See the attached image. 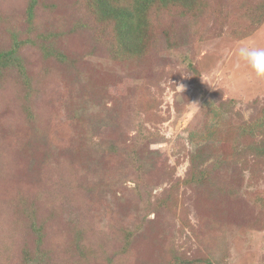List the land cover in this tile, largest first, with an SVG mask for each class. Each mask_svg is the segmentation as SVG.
<instances>
[{
  "label": "rangeland",
  "instance_id": "374dc122",
  "mask_svg": "<svg viewBox=\"0 0 264 264\" xmlns=\"http://www.w3.org/2000/svg\"><path fill=\"white\" fill-rule=\"evenodd\" d=\"M213 1L119 58L85 0H0V264H264V22Z\"/></svg>",
  "mask_w": 264,
  "mask_h": 264
},
{
  "label": "trees",
  "instance_id": "16d2710c",
  "mask_svg": "<svg viewBox=\"0 0 264 264\" xmlns=\"http://www.w3.org/2000/svg\"><path fill=\"white\" fill-rule=\"evenodd\" d=\"M234 2L243 5V18L247 20L244 23L245 27L237 29L234 33L244 37L250 34L255 26L264 22V0H234ZM85 5L96 21L112 22L114 42L111 53L112 57L118 55L119 58L123 56L126 58L132 53L141 55L152 35L156 39L158 29H155L153 20L154 15L159 14L162 8L173 5L180 16L198 20L206 10L211 12L218 6L213 0H85ZM29 12L30 15L34 13L32 3L29 5ZM19 45V40L15 39L11 48L0 51V78L5 69L13 66H17L22 76H25V68L18 54ZM58 57L64 59L62 52H59ZM260 152H264L263 148Z\"/></svg>",
  "mask_w": 264,
  "mask_h": 264
},
{
  "label": "clouds",
  "instance_id": "9594fccd",
  "mask_svg": "<svg viewBox=\"0 0 264 264\" xmlns=\"http://www.w3.org/2000/svg\"><path fill=\"white\" fill-rule=\"evenodd\" d=\"M237 55L244 61L258 79L264 80V47L240 44Z\"/></svg>",
  "mask_w": 264,
  "mask_h": 264
}]
</instances>
